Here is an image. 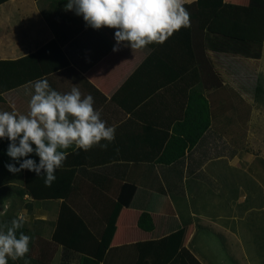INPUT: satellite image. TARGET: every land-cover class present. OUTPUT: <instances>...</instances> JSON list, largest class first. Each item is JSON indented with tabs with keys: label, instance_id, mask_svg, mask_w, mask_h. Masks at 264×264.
<instances>
[{
	"label": "crops",
	"instance_id": "0c3cea01",
	"mask_svg": "<svg viewBox=\"0 0 264 264\" xmlns=\"http://www.w3.org/2000/svg\"><path fill=\"white\" fill-rule=\"evenodd\" d=\"M66 3L0 0V110L27 114L32 83L47 78L57 91L91 94L115 140L68 149L51 187L0 167V203L26 210L31 244L56 248L49 264H171L183 249L200 264L229 255L245 262L228 264H254L247 256L264 248V37L259 56H244L240 42L210 33L192 2L189 27L114 52L115 29L86 26ZM7 145L0 140V159L10 162ZM125 184L135 188L128 205L118 200Z\"/></svg>",
	"mask_w": 264,
	"mask_h": 264
},
{
	"label": "clouds",
	"instance_id": "9594fccd",
	"mask_svg": "<svg viewBox=\"0 0 264 264\" xmlns=\"http://www.w3.org/2000/svg\"><path fill=\"white\" fill-rule=\"evenodd\" d=\"M192 2L195 0H67L64 7L82 16L86 26L93 29L114 28L112 50L116 52L121 43L132 49L161 44L174 31L189 27L190 13L185 4ZM32 87L27 114L0 110V140H8L5 154L10 158L4 166L14 174L33 171L37 177H44L46 187H51L57 180V170L70 155L68 149H106L115 140V126L101 118L94 97L82 95L76 86L60 92L47 78H40ZM28 220L24 210L10 223H0V264H8L9 258L30 264L26 254L32 237L20 231Z\"/></svg>",
	"mask_w": 264,
	"mask_h": 264
},
{
	"label": "trees",
	"instance_id": "16d2710c",
	"mask_svg": "<svg viewBox=\"0 0 264 264\" xmlns=\"http://www.w3.org/2000/svg\"><path fill=\"white\" fill-rule=\"evenodd\" d=\"M190 6V5H189ZM194 7L199 9L197 12L202 18L204 26L206 25L210 33L218 34L229 40L240 42L235 48L240 49L241 53L247 57H257L260 54L261 42L264 37V2L261 0H251L248 5H237L223 2V0H196ZM195 13V17L197 15ZM198 16V15H197ZM259 48V54L256 49ZM256 50V52H255ZM207 127L205 123L203 129ZM201 133V129L188 140L194 143ZM183 150L179 151L181 154ZM9 160L0 159V167H5V163ZM1 177V176H0ZM1 181V180H0ZM135 188L133 185L125 184L122 186L118 195V200L124 205H128V201L133 195ZM14 216H4L0 223H10ZM145 218H149L148 213H142L140 216V225ZM145 227V226H143ZM20 231L27 233V228L23 226ZM56 235V230L54 232ZM186 258V259H185ZM8 264H21L18 259L9 258ZM60 264H67L62 257ZM79 264H98L97 260L92 257H81ZM156 264V263H155ZM171 264H200L185 249L180 250L177 256L172 260Z\"/></svg>",
	"mask_w": 264,
	"mask_h": 264
},
{
	"label": "rangeland",
	"instance_id": "374dc122",
	"mask_svg": "<svg viewBox=\"0 0 264 264\" xmlns=\"http://www.w3.org/2000/svg\"><path fill=\"white\" fill-rule=\"evenodd\" d=\"M240 2L244 1H251V0H237ZM253 49L258 50L257 54H259V48L255 47ZM255 50V52H256ZM259 71L261 73H264V41H263V50H262V55H261V59L259 62ZM255 89H260L259 85H257V87ZM3 177H0V180H3ZM182 205V204H181ZM186 209V207H184ZM181 209H183V206L181 207ZM184 209V210H185ZM0 212L4 213L3 215H0V221H2L4 219V216H14L17 215V205L16 203L13 201H7L5 204L4 203H0ZM234 226V223H231ZM237 225V224H236ZM27 228V223H25L24 225ZM47 226H38L36 225V229L39 232L41 231H47ZM239 230L241 233H246L245 229H243V224L239 223ZM27 234V233H26ZM230 235H234L235 233H229ZM29 235V234H28ZM214 240V239H213ZM228 240V237H227ZM207 241V240H205ZM212 241V240H209ZM54 245V244H53ZM30 251L29 253H27L26 255L29 257L30 259V264H49L50 259H51V255L56 251V248L54 246H50L49 244H42L40 241H37V245L35 244H31L30 242ZM259 250H262L263 253H259L257 255L254 256H247V258H251L252 261L254 262V264H264V248H260ZM66 257V256H64ZM68 259H70V262H74V257L73 255H71L70 257L68 256ZM243 259V262H245V256H238V255H229L227 256V264L230 261H237V262H241L240 260ZM20 261L21 264H24V260L23 259H18ZM62 260V259H61ZM61 260L59 262V264L61 263ZM64 261L66 262V259L64 258Z\"/></svg>",
	"mask_w": 264,
	"mask_h": 264
}]
</instances>
